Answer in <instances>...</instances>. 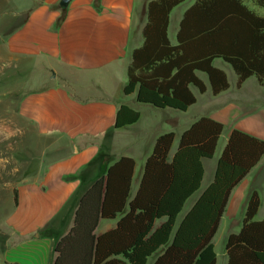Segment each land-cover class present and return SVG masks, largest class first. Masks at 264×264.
I'll use <instances>...</instances> for the list:
<instances>
[{
  "label": "crops",
  "instance_id": "0c3cea01",
  "mask_svg": "<svg viewBox=\"0 0 264 264\" xmlns=\"http://www.w3.org/2000/svg\"><path fill=\"white\" fill-rule=\"evenodd\" d=\"M13 1L0 0V62L14 64L22 74L39 73L37 86L16 87V115L31 124L38 139L52 141L43 153L45 159L31 163L26 170L22 163L7 173L9 179L0 180L10 191L9 207H0V264H54L53 248L72 228L79 201L88 189L108 166L126 157L134 161L129 201L132 200L155 140L162 135L152 131L155 123L148 113L151 107L137 105L135 95L122 94L131 52L143 42L146 18L142 11L153 0H70L66 8L57 7L60 0H25L12 12L9 6ZM245 4L264 16V9L252 2ZM181 6L169 16L167 36L171 44H175L179 22L190 7L178 11ZM62 9L65 12L59 22ZM174 12L178 13L173 17ZM217 61L213 66L225 73L228 82L227 73L216 66ZM202 76L199 75L207 90L202 95L192 90L196 102L186 112L160 111L164 114L163 134L172 133L177 145L182 133L202 117L223 126L219 152L202 161L200 188L185 202L174 231L212 182L230 133L235 130L264 141V91H260L255 78L236 88L235 76L234 88L228 83L225 92L212 96ZM0 84L3 86L2 69ZM202 96L207 101H200ZM218 99L221 104H212ZM120 105L138 111L140 117L134 125L116 130L114 121ZM143 113L150 121L144 128ZM172 145L168 161L177 149L176 145L172 151ZM251 190L260 198L254 221H262L264 156L231 191L213 237L214 252L216 242L223 247V264H227L226 240L241 230ZM121 217L100 221L95 235L113 230ZM149 260L151 264L154 257Z\"/></svg>",
  "mask_w": 264,
  "mask_h": 264
},
{
  "label": "trees",
  "instance_id": "16d2710c",
  "mask_svg": "<svg viewBox=\"0 0 264 264\" xmlns=\"http://www.w3.org/2000/svg\"><path fill=\"white\" fill-rule=\"evenodd\" d=\"M184 2L153 0L143 9V42L131 52L123 96L135 95L137 105L186 112L196 102L192 88L200 95L207 90L200 74L212 96L228 89L215 60L231 68L236 88L252 77L264 88V16L245 4L264 9V0H195L171 44L169 16ZM139 117L138 111L120 105L114 129L132 126ZM222 130L218 122L198 119L182 133L170 161L173 134L160 135L130 201L134 161L121 157L108 166L79 201L70 231L54 246V264H147L153 257L151 264H215L212 240L229 195L264 156V141L232 131L212 182L174 231L185 202L200 188L202 161L213 158ZM259 206V195L251 190L241 230L228 236L224 246L227 264H264V220L254 221ZM118 217L113 230L95 235L100 221Z\"/></svg>",
  "mask_w": 264,
  "mask_h": 264
},
{
  "label": "rangeland",
  "instance_id": "374dc122",
  "mask_svg": "<svg viewBox=\"0 0 264 264\" xmlns=\"http://www.w3.org/2000/svg\"><path fill=\"white\" fill-rule=\"evenodd\" d=\"M194 1L195 0H185L182 6L178 8V11H181L187 6H190L194 3ZM23 2L26 1L14 0L9 6L10 11H17V9L21 7V4ZM177 13L178 12H174L173 17L176 16ZM216 66L221 67L225 70L228 75V83L231 85V88H234L235 75L231 68L219 60L217 61ZM1 69L3 70V86H1L2 84H0V180L5 181L6 179H9L6 176L7 173L12 171L16 166H20L23 163V170H26V167L28 165H31V163L34 164L39 160L45 159V157H43V153L52 140L50 139L51 141L48 142L47 139H38L34 135L31 124L20 119L16 115V102L18 99L16 89L19 88V85L21 86L22 84H24L25 87L37 86L39 84V73L30 72L22 74L21 71H18L14 67V64H8L5 61H3V63L0 62V70ZM202 78L205 79L204 76H202ZM259 89L260 91H264L261 88ZM192 90L194 91V88H192ZM206 99L207 97L205 96L200 97V101H207ZM221 102L222 100L219 99L212 100V104H221ZM160 111L161 110H157L155 108L152 109L151 107L148 112L150 113L151 117L154 118L155 127H153L154 129H152V131L155 132V134H163L165 132V125L161 121L164 114ZM148 119L149 117L143 113V118L141 120V126H143V128L145 125L150 123ZM143 128H141V130H143ZM225 129L226 127H224V130ZM220 143L221 142L218 143V148L215 152V156H217L219 152V147L221 145ZM176 145L177 141L175 140L172 145V151L176 149ZM9 196V189H7L5 185H2L0 182L1 209L4 210L9 207V205H7ZM222 249L223 247L221 246V244L219 245V243L216 242L215 252L218 259L217 264H223V259L221 258ZM147 264H150V260Z\"/></svg>",
  "mask_w": 264,
  "mask_h": 264
},
{
  "label": "water",
  "instance_id": "95a60500",
  "mask_svg": "<svg viewBox=\"0 0 264 264\" xmlns=\"http://www.w3.org/2000/svg\"><path fill=\"white\" fill-rule=\"evenodd\" d=\"M70 0H60L59 7L66 8Z\"/></svg>",
  "mask_w": 264,
  "mask_h": 264
}]
</instances>
